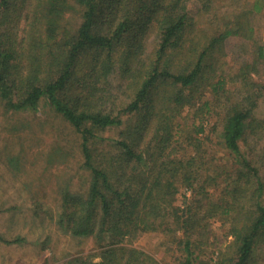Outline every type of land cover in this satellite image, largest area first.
Masks as SVG:
<instances>
[{
    "label": "trees",
    "instance_id": "obj_1",
    "mask_svg": "<svg viewBox=\"0 0 264 264\" xmlns=\"http://www.w3.org/2000/svg\"><path fill=\"white\" fill-rule=\"evenodd\" d=\"M262 10L264 0H0L1 100L53 110L89 170L84 191L61 192L57 224L95 249L44 264H264ZM148 232L166 236L170 260L135 244Z\"/></svg>",
    "mask_w": 264,
    "mask_h": 264
},
{
    "label": "rangeland",
    "instance_id": "obj_2",
    "mask_svg": "<svg viewBox=\"0 0 264 264\" xmlns=\"http://www.w3.org/2000/svg\"><path fill=\"white\" fill-rule=\"evenodd\" d=\"M65 16L76 25L78 13ZM255 23L264 37V10ZM257 111L264 113V103ZM88 183L79 137L66 121L45 106L37 113L11 112L0 98V264H44L93 251L92 236L71 235L57 224L63 189L84 191ZM217 225L213 241L223 234ZM135 244L170 260L162 233H143Z\"/></svg>",
    "mask_w": 264,
    "mask_h": 264
}]
</instances>
